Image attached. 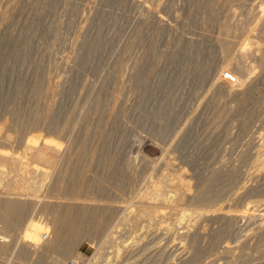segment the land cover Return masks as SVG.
I'll return each mask as SVG.
<instances>
[{
	"label": "rangeland",
	"instance_id": "rangeland-1",
	"mask_svg": "<svg viewBox=\"0 0 264 264\" xmlns=\"http://www.w3.org/2000/svg\"><path fill=\"white\" fill-rule=\"evenodd\" d=\"M262 6L0 0V146L30 169L0 164V196L20 198L26 185L37 201L76 195L92 206L68 217L80 229L65 226L71 241L49 255L18 242L33 217L52 222L42 203L24 205L12 224L0 220V264H54L64 250L65 264H264ZM226 66L240 80L233 86L217 81ZM44 140L60 149L57 169L27 148ZM220 208L239 219L218 218ZM124 216L120 255L97 261ZM71 230L84 240L75 244Z\"/></svg>",
	"mask_w": 264,
	"mask_h": 264
},
{
	"label": "bare ground",
	"instance_id": "bare-ground-1",
	"mask_svg": "<svg viewBox=\"0 0 264 264\" xmlns=\"http://www.w3.org/2000/svg\"><path fill=\"white\" fill-rule=\"evenodd\" d=\"M256 6V5H255ZM260 7V6H259ZM262 11L264 12V6L261 7ZM256 10V9H255ZM261 11V13H262ZM260 13V12H259ZM260 15V14H259ZM258 15V16H259ZM255 16V15H254ZM257 16V15H256ZM261 18V17H260ZM261 20V19H260ZM245 41V40H244ZM244 43V42H243ZM243 43H240V44H243ZM247 43V42H245ZM245 43H244V46H245ZM248 44V43H247ZM246 44V45H247ZM251 44V43H249ZM242 46V45H241ZM242 48V47H240ZM246 48V47H245ZM244 50V48H243ZM242 50V51H243ZM264 50V49H263ZM258 51V50H257ZM261 51V50H260ZM262 53V52H261ZM263 54V53H262ZM261 54V55H262ZM264 57V56H263ZM262 57V58H263ZM263 62V61H262ZM225 73H231L233 76H234V79H235V82L238 83L240 80L238 79V77L236 76L237 73H235L234 69H232L231 67L229 66H226L222 69V71L220 72V77L218 78V82L219 83H223V84H226L227 86H233L235 85L233 82H230L226 79V77H224ZM239 75V74H238ZM217 79V78H216ZM218 85V84H217ZM225 86V85H224ZM226 86V87H227ZM222 87V85H221ZM232 88V87H231ZM228 89V88H226ZM228 91V90H227ZM15 137V136H14ZM11 138L12 136H8L6 137V141L7 142H13L11 141ZM13 140V139H12ZM33 140H35V138H33ZM5 141V142H6ZM3 144V143H2ZM8 144V143H7ZM4 143V145L0 146V164H4L6 163L13 166L14 168H16L18 171H22L24 169H26L27 171V162L25 163L23 161V158L20 157L19 155L17 156L15 153H10L6 150H8V145ZM2 147V148H1ZM29 150H33V155L35 157V159H43L45 160L46 162H48L52 168H56L58 167V163H59V159H58V155L60 153V149L58 148L57 144H54V142H52L51 140H44L42 141L41 143H34V142H30L28 144V147H27ZM48 150H51L52 151V154L47 157V151ZM40 159V160H41ZM259 164V163H258ZM29 165V164H28ZM261 165V164H260ZM26 166V167H25ZM259 166V165H258ZM259 169V168H258ZM30 169H28L29 171ZM4 171V170H3ZM17 171V172H18ZM27 171V173H28ZM38 171H42V175H43V172L44 173H48L49 171L47 170V168H37V167H34L31 169L30 172H38ZM6 173V172H4ZM20 173V172H19ZM18 173V174H19ZM8 174V173H7ZM22 175L21 176H25L26 172H24V175L23 173H21ZM31 174V173H30ZM49 174V173H48ZM259 174V173H258ZM257 174V175H258ZM20 175V174H19ZM29 175V173H28ZM50 175V174H49ZM184 175V177H182ZM181 174V177H180V180L181 182H184L185 181V178L187 177L185 174ZM260 175V174H259ZM49 177V176H48ZM17 180V179H16ZM20 180V179H19ZM18 180L15 181V180H12V181H15L16 183H20ZM30 180V179H29ZM30 182V181H29ZM29 182H24V183H28ZM6 183V182H5ZM13 183V182H11ZM35 183V182H34ZM21 184V183H20ZM27 184V185H28ZM37 184V182L35 183ZM18 185V184H17ZM22 185V184H21ZM20 185V187H21ZM33 185V184H32ZM22 185V188H24V192L26 193V189L27 186L25 185ZM37 186V185H35ZM11 190H13L15 192V189L17 188L14 187V186H11ZM19 188V186H18ZM18 188L16 190H18ZM28 189L31 191L33 190L32 188H29L28 186ZM27 189V191H29ZM23 190V189H22ZM36 190V187L35 189ZM34 190H33V193H34ZM3 191V190H2ZM21 191V190H20ZM79 191L80 193V189L77 190V192ZM8 192V191H7ZM17 192V191H16ZM15 192V193H16ZM76 192V191H75ZM76 192V193H77ZM10 191L7 193L9 194ZM14 193V194H15ZM20 193H23V192H20ZM19 194V196H23L20 198H14V199H11V198H7V199H3L2 196H0V220L3 222V223H7L6 225L10 224L11 222L13 223L14 221V218H15V215L18 213V211H20L24 205L26 204H31V205H35V203H42V210L47 212V211H50L52 213V222H49V221H45L43 219H35V217H33L31 219V221L28 223V225H26L24 228V231H23V234L19 235V247L21 249H24L26 251H29L30 254H33V253H36V252H43L45 253V255H49L51 253H54V252H57L58 250L62 249V246H63V243L64 241L66 242V234L68 232L65 231L63 228L66 226H74L76 228H78L79 224L80 223H75L74 220H71L69 221L68 217L69 216H72L74 213H79L80 215V219H82L81 217H83L84 213L87 212V211H90L92 206H89L88 204L84 203L85 200H91L89 198H83V197H79V196H76V195H73L71 198H69L68 200L66 201H57V202H54V201H37L35 200V198H33V195H35V193L33 195L29 194ZM1 194V193H0ZM74 194V193H73ZM17 195V194H16ZM70 195V194H69ZM9 196V195H8ZM18 196V195H17ZM81 196V195H80ZM13 198V197H12ZM61 199V197H59ZM59 199V200H60ZM92 201H95L94 199ZM91 204V203H90ZM27 206V205H26ZM226 206V205H225ZM34 209H32L33 211H35V207H33ZM199 208V207H198ZM98 209L100 210V212H103L104 209H106V207H98ZM149 209V208H148ZM227 209V208H226ZM219 213L216 214V216L218 218H222V219H232V220H237L239 219V215H233V214H229L227 212H225V210L222 208L219 209ZM229 210V208H228ZM23 211V210H22ZM94 212L97 211L96 208H94L93 210ZM144 211L147 212V210L145 209ZM227 211V210H226ZM98 212V211H97ZM151 212V211H150ZM215 212V211H214ZM99 213V212H98ZM19 214V213H18ZM86 214H89V213H86ZM76 215V214H75ZM91 215V214H90ZM192 214H189V213H184L182 214V218H185L187 216H190ZM202 217H209L210 215L209 214H201ZM214 216V215H213ZM205 218V219H206ZM210 218V217H209ZM213 218V217H212ZM80 219H77V220H80ZM181 219V218H180ZM121 224L119 223H116L114 225H112L109 230L107 229V233H106V236L101 239V241L99 242V245H98V250L96 252V255H95V259L97 261L101 260L102 258H106V256L110 255V254H114V256H118L120 255V251H121V247H120V244L118 242V240L120 239V237H115L116 233H118L117 229L119 227V225H123L125 224L127 221H128V218L126 216L124 217H121L120 220ZM11 223V224H12ZM98 223V222H97ZM12 226V225H11ZM78 226V227H77ZM93 227V226H91ZM71 228V227H70ZM128 228V227H127ZM67 229V228H66ZM69 229V228H68ZM80 229V227L78 228ZM115 229V230H114ZM70 231V230H69ZM91 231V230H90ZM74 234H73V233ZM70 232H68L69 234ZM71 233L73 234V237L72 234L69 238H71L73 240V242L75 244H79V242H81V240L85 238V236L81 233V230H74L72 231L71 230ZM89 232H86L84 233L85 235L88 234ZM131 233V232H130ZM119 234V233H118ZM44 235H47V237L44 239ZM128 237V236H127ZM66 238V239H65ZM7 238H4V237H0V252L4 249V245L5 244V241ZM70 240V239H68ZM68 240H67V244H68ZM71 241V240H70ZM70 243V242H69ZM83 243V242H82ZM74 244V245H75ZM109 246L110 248H113V252H110V253H106L105 251V248ZM70 247H73V246H70ZM69 247V248H70ZM74 248H72V250H74ZM6 251V250H5ZM62 251V250H61ZM69 251V250H68ZM3 252V251H2ZM12 252V251H10ZM63 253L61 254V258H58L56 259L55 263L54 264H65L66 260L68 259V255L69 253L67 252V250L65 251H62ZM70 252V251H69ZM134 252V251H133ZM58 253V252H57ZM71 253V252H70ZM74 253V251L72 252ZM71 256V255H69ZM107 256V257H108ZM101 258V259H100ZM104 258V259H105ZM114 258V257H113ZM107 259V258H106ZM109 259V258H108ZM103 260V259H102ZM81 261V260H80ZM104 262V261H103ZM108 261H106L107 263ZM111 262V261H110ZM109 262V263H110ZM113 262H111L112 264ZM92 264V263H90Z\"/></svg>",
	"mask_w": 264,
	"mask_h": 264
},
{
	"label": "built area",
	"instance_id": "built-area-1",
	"mask_svg": "<svg viewBox=\"0 0 264 264\" xmlns=\"http://www.w3.org/2000/svg\"><path fill=\"white\" fill-rule=\"evenodd\" d=\"M226 79L230 82H235L234 76L231 73H226ZM66 264H81L76 260H70Z\"/></svg>",
	"mask_w": 264,
	"mask_h": 264
}]
</instances>
